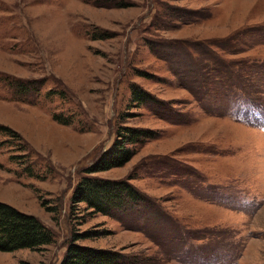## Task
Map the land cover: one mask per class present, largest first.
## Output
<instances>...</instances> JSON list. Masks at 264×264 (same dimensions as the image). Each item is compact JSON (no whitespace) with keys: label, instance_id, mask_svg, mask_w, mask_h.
Wrapping results in <instances>:
<instances>
[{"label":"rangeland","instance_id":"1","mask_svg":"<svg viewBox=\"0 0 264 264\" xmlns=\"http://www.w3.org/2000/svg\"><path fill=\"white\" fill-rule=\"evenodd\" d=\"M148 94L134 99L133 89ZM120 126L137 199L73 203ZM0 202L128 264H264V0H0ZM125 259V260H124Z\"/></svg>","mask_w":264,"mask_h":264},{"label":"trees","instance_id":"2","mask_svg":"<svg viewBox=\"0 0 264 264\" xmlns=\"http://www.w3.org/2000/svg\"><path fill=\"white\" fill-rule=\"evenodd\" d=\"M133 96L136 101L144 102L148 94L140 88H135ZM147 137H150L148 131L142 128L118 127L113 145L103 150L84 169V177L74 189L72 202L86 203L96 212L110 215L106 206L126 198L137 199L138 191L127 181L103 179L92 175L123 167L135 154L131 145L135 146ZM86 237H90L89 234H75L68 242L59 264H128L121 261L123 256L119 252L78 244L80 239ZM54 239L53 231L37 217L0 202V251L39 250L52 244Z\"/></svg>","mask_w":264,"mask_h":264}]
</instances>
